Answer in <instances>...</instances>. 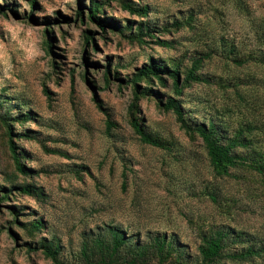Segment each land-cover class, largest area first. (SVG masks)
Wrapping results in <instances>:
<instances>
[{
    "label": "rangeland",
    "instance_id": "1",
    "mask_svg": "<svg viewBox=\"0 0 264 264\" xmlns=\"http://www.w3.org/2000/svg\"><path fill=\"white\" fill-rule=\"evenodd\" d=\"M93 2L103 29L87 19ZM139 29L143 43L130 39ZM150 59L205 83L177 97L167 77L144 80L135 98L132 77ZM169 98L187 127L215 125L222 145L240 133L233 155H264V0H0V264H54L43 246L85 264L82 247L110 230L125 241L121 264L162 235L177 251L165 264H201L216 231L227 236L214 264H264V174L216 176L199 137L159 105ZM133 119L168 150L141 143Z\"/></svg>",
    "mask_w": 264,
    "mask_h": 264
},
{
    "label": "trees",
    "instance_id": "2",
    "mask_svg": "<svg viewBox=\"0 0 264 264\" xmlns=\"http://www.w3.org/2000/svg\"><path fill=\"white\" fill-rule=\"evenodd\" d=\"M33 4V2H32ZM100 5L90 3L87 19L91 22H95L98 26L103 29L107 24L103 20H100L96 15L99 12ZM127 10L135 15L141 17H146L148 10L147 7L144 8H133L131 6H126ZM77 18H83L82 11L76 13ZM110 26V25H108ZM114 27V26H113ZM112 29V27H110ZM130 29V26L127 27ZM139 33L133 37H130L132 41H137L138 43H143L142 34L143 30L139 29ZM118 34L122 33V29L118 31ZM145 34V33H144ZM150 36L149 32L145 34ZM153 38V37H152ZM92 40L91 36H87L85 43H89ZM160 45L167 46V43L156 40ZM95 48V47H94ZM96 49V48H95ZM240 64V63H239ZM107 76V75H106ZM167 77L172 83V89L174 90L175 95L181 96L182 84L186 85L189 82L193 83H205L203 79L196 76L195 68L192 67L187 70L185 73V79L183 82H180L179 79V70L174 67H165L156 65L155 62L150 59L148 65L142 67L135 73L132 77V83L135 85L134 95L135 98H138L139 93L138 88L136 87L137 82H142L146 80L149 82L152 79H156L159 83H163L164 79ZM107 82V78H106ZM156 98H161L160 94L156 93ZM160 100V99H159ZM99 105V104H98ZM159 105L166 112H172L178 122L181 125V128L190 135H197L202 141L203 146L206 150L207 157L210 161V165L216 176L227 177L229 176L230 169H245L251 172H256L259 174H264V155H260L257 159H249L245 156H236L232 154V151L237 148H242L244 145L240 140L241 134H237L234 138L230 139L226 145L220 143L218 131L213 124L198 126L195 129L187 127L183 119V112L180 108L179 102L175 98H169L166 101H159ZM134 107L133 104L130 105ZM101 108V105H99ZM107 131L112 127L111 122L107 119ZM130 126L134 133L139 137L141 143L146 146H152L162 150H168V146L163 143L160 139L153 137L146 133L140 123L136 119H133L130 123ZM10 148L13 152L12 143ZM14 164L16 170L20 174H24L23 166L18 160V156L13 155ZM19 191L22 194L30 195L34 193L30 187L19 188ZM213 199V198H212ZM214 200V199H213ZM33 228L38 230L42 228V221H36L33 223ZM111 240L109 242L104 239L97 238L93 241L92 248H88L87 245L82 247V256L84 258L85 264H121V258L119 256V250L122 246L125 245L123 237L119 233L110 230ZM227 234L223 231H216L210 235L203 238L202 243L199 245V256L201 258V264H214L218 259L221 258L222 252L224 250V240ZM42 250L43 255L50 259L54 264H60L58 256L60 254V249L58 246H43L39 248ZM176 249L172 247L171 242L167 241V237L157 236L153 238L152 242L147 245L135 246L131 251V261L130 264H150L154 259L157 264L167 263L174 254H176ZM247 254H240L232 258H246Z\"/></svg>",
    "mask_w": 264,
    "mask_h": 264
}]
</instances>
